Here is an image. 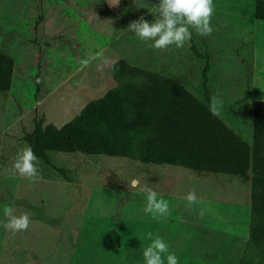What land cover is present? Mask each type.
Segmentation results:
<instances>
[{"label":"rangeland","instance_id":"1","mask_svg":"<svg viewBox=\"0 0 264 264\" xmlns=\"http://www.w3.org/2000/svg\"><path fill=\"white\" fill-rule=\"evenodd\" d=\"M116 3L0 0L2 47L16 63L10 92L0 94V264H144L147 232L162 236L179 264H239L251 202L242 179L56 152L50 153L54 163L73 169L71 182L40 161L42 179L35 182L12 170L35 116L44 114L59 127L70 122L115 87L108 71L122 58L155 70L163 66L202 95L208 56L209 92L224 100L219 117L252 141L253 104L264 101V21L254 19L255 0H213V32L193 31L184 47L165 50L127 30L141 17L153 21L158 0ZM193 44L203 60L192 56ZM133 179L139 181L135 188ZM145 189L169 200L167 216L153 219L144 213ZM190 192L198 202L188 206ZM7 205L15 215H30L27 230L3 227Z\"/></svg>","mask_w":264,"mask_h":264},{"label":"trees","instance_id":"2","mask_svg":"<svg viewBox=\"0 0 264 264\" xmlns=\"http://www.w3.org/2000/svg\"><path fill=\"white\" fill-rule=\"evenodd\" d=\"M254 19L264 21V0H255ZM40 21H36L35 29ZM0 36L3 41L5 35ZM190 51L202 59L195 44ZM205 61L204 93L196 95L165 67L150 69L122 58L109 67L114 88L90 101L61 127L38 113L23 142L31 146L40 162L53 167L68 182L73 169L58 167L51 152L124 158L153 166L181 167L198 175L242 179L251 190V202L248 239L239 264H264V101L253 104L249 143L210 111L208 56ZM15 64L0 39V94L10 92Z\"/></svg>","mask_w":264,"mask_h":264},{"label":"clouds","instance_id":"3","mask_svg":"<svg viewBox=\"0 0 264 264\" xmlns=\"http://www.w3.org/2000/svg\"><path fill=\"white\" fill-rule=\"evenodd\" d=\"M152 9L156 15L153 21L149 22L141 17L132 21L127 28L141 42L150 44L152 48L160 50L170 49L171 46L182 48L192 39L193 31L200 36H209L213 32L211 25L215 11L213 0H158ZM82 63L86 65L88 61L84 60ZM223 106L222 97L217 95L211 97L209 107L213 114H219ZM38 165L39 157L31 146H25L18 152L12 170L35 182L42 179ZM138 184L139 181L136 179L131 181L133 188ZM145 191L147 196L144 213L153 219L167 216L171 210L169 200L159 197L152 189ZM186 199L188 206L198 202L194 192H190ZM4 215L7 219L3 222V227L13 232L27 230L31 223L27 212L15 215L12 205L4 207ZM144 239L149 241L143 250L144 264H179V257L170 250L169 243L162 236H153V233L147 232Z\"/></svg>","mask_w":264,"mask_h":264}]
</instances>
